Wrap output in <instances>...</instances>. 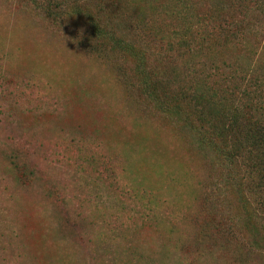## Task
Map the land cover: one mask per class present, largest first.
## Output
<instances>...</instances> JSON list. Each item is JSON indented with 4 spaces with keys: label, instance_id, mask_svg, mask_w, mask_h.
I'll return each mask as SVG.
<instances>
[{
    "label": "rangeland",
    "instance_id": "374dc122",
    "mask_svg": "<svg viewBox=\"0 0 264 264\" xmlns=\"http://www.w3.org/2000/svg\"><path fill=\"white\" fill-rule=\"evenodd\" d=\"M147 114L97 57L0 0V264H237L196 239L207 163Z\"/></svg>",
    "mask_w": 264,
    "mask_h": 264
},
{
    "label": "trees",
    "instance_id": "16d2710c",
    "mask_svg": "<svg viewBox=\"0 0 264 264\" xmlns=\"http://www.w3.org/2000/svg\"><path fill=\"white\" fill-rule=\"evenodd\" d=\"M10 1L97 57L131 104L207 163L198 242L220 245L237 264L264 262V0ZM8 159L31 180L18 150ZM124 187L116 184L121 196ZM66 216L61 224L74 227Z\"/></svg>",
    "mask_w": 264,
    "mask_h": 264
}]
</instances>
